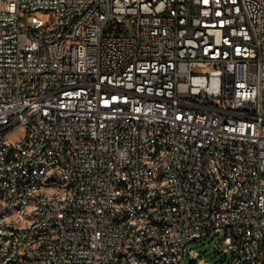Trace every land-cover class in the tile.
Masks as SVG:
<instances>
[{"label":"built area","instance_id":"2783aa9c","mask_svg":"<svg viewBox=\"0 0 264 264\" xmlns=\"http://www.w3.org/2000/svg\"><path fill=\"white\" fill-rule=\"evenodd\" d=\"M212 233L263 263L264 0H0V264H209Z\"/></svg>","mask_w":264,"mask_h":264},{"label":"rangeland","instance_id":"374dc122","mask_svg":"<svg viewBox=\"0 0 264 264\" xmlns=\"http://www.w3.org/2000/svg\"><path fill=\"white\" fill-rule=\"evenodd\" d=\"M24 135V130L18 128L10 134V140L15 142L22 138ZM221 235L212 233L208 238L200 241L194 242L189 245V249H194L196 252L200 254V259H205L209 264H228L229 255L226 256L215 250V245L220 240ZM185 263H190V258L188 255L185 256ZM264 264V259L263 263Z\"/></svg>","mask_w":264,"mask_h":264}]
</instances>
